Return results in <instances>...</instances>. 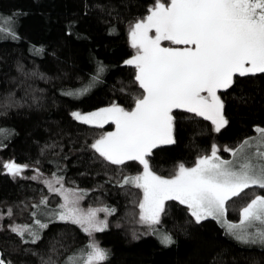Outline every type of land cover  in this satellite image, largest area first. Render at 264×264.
Returning <instances> with one entry per match:
<instances>
[{
	"label": "snow or ice",
	"instance_id": "6c2138e0",
	"mask_svg": "<svg viewBox=\"0 0 264 264\" xmlns=\"http://www.w3.org/2000/svg\"><path fill=\"white\" fill-rule=\"evenodd\" d=\"M90 8L85 2L83 13L88 14ZM27 15L19 8L0 12V39L22 40L19 26ZM79 23L78 18L66 21L63 35L51 48L52 57L60 59L57 53L70 37L91 39L86 32L78 30ZM108 30L115 33L118 27L112 25ZM127 35L134 52L122 63L134 70L130 83L139 85V90L131 92V104L112 101L91 111L75 109L71 112L75 120L87 125L102 128L114 124L112 130L99 133L88 145L94 159L117 170L118 178L109 175L106 183L114 182L126 190L134 186L140 191L139 199L134 192L129 193L133 196L131 202L138 204V223L147 226L144 235L157 236L164 247L176 245L178 233L191 239L188 226L201 225L211 218L237 244L264 249V126L261 123L253 125L257 135L245 136L234 145L220 144L213 139L210 147L201 150L190 165L180 160L169 174H162L154 163L156 151H163L161 146L178 143L182 118L192 121L206 118L211 122V131L222 134L231 123L225 95L237 106L248 103V82L257 74L264 76V0H154L146 14L128 21ZM29 51L48 55L49 45L30 43ZM109 67L97 60L87 83L67 94L85 95L103 80ZM17 68L25 76L51 79L39 67L29 72L18 62ZM221 90H226V94ZM121 91L128 92V85ZM33 99L39 98L34 96ZM20 104L15 93L10 92L0 101V110L7 116L9 109ZM179 110L193 115L187 116ZM5 132L11 134L6 138L18 134L15 128H0V133ZM54 145L55 142L46 144L44 148ZM4 147L6 144L0 140V148ZM222 150L230 153V158L221 155ZM131 164H135L137 170L124 175ZM30 167L29 163L15 159L4 162L5 171L14 178L23 176ZM40 171L39 167L35 168V173ZM66 171L67 165L62 169L57 167V172ZM57 172L43 178L48 194L42 192L38 200L32 198L29 207L33 223H0V231L15 233L19 237L15 251L25 256L40 255V264L109 261L112 250L101 245L96 233L110 227L108 216L116 212V206L85 208L81 202L93 190L68 187L65 176ZM31 179L39 180L41 176L34 174ZM72 183L75 185L74 181ZM256 188L260 192L239 207V220L229 219L230 206L235 203L233 198L239 199L245 190ZM51 194H56L60 202L53 205ZM20 204L25 202L20 201ZM173 208L186 214L187 219L183 224H173L176 231L158 228L162 217L169 216ZM101 211L105 213L103 217L99 215ZM12 213L11 207L6 214L0 212V221L5 215L11 217ZM56 221L79 226L88 236L87 243L66 254L70 245L62 233V239L53 242L48 254L41 255L37 241L42 242L45 230ZM132 238L140 237L133 231ZM215 259L213 257V264ZM0 264L25 262L6 256L0 249ZM253 264L262 262L254 260Z\"/></svg>",
	"mask_w": 264,
	"mask_h": 264
},
{
	"label": "trees",
	"instance_id": "16d2710c",
	"mask_svg": "<svg viewBox=\"0 0 264 264\" xmlns=\"http://www.w3.org/2000/svg\"><path fill=\"white\" fill-rule=\"evenodd\" d=\"M85 2L91 5L88 14L83 13ZM153 2L0 0V12L7 13L19 8L28 13L19 26V32L24 37L22 40L0 39V101L10 92L15 93L16 99L21 101L20 107L9 109L7 116L0 110V128H15L18 133L11 138H6L11 135L9 132L0 133V140L6 144V147L0 148V212L6 214L11 207V220L14 223L31 224L34 220L29 207L32 198L38 200L42 192L48 194L40 182L29 178H13L4 169L5 161L15 159L17 162L29 163L32 165L30 169L39 167L43 176L57 172L58 166L62 169L67 165L66 172H57L65 176L68 181L66 186L93 190L82 201L84 206H116V212L108 218L110 227L96 233V239L101 245L112 250L109 261L102 264H213V257H216L214 264H253L254 260L264 264V249L237 244L211 219L201 225L188 226L192 238L178 233V243L171 247L162 246L157 236L151 234H138L140 238L133 239L131 226L139 211L138 204L131 202L133 196L129 193L134 192L139 199L140 191L135 187L126 190L114 182L106 183L109 175L118 178L117 170L102 160L94 159L93 150L88 147L99 133L110 131L113 126H91L71 116L75 109L87 112L112 101L126 106L131 104V92L139 90V85L130 83L134 70L122 63L123 59L132 54L127 38L128 21L146 14V9ZM73 18L80 20L78 30L86 32L91 39L78 40L75 36L68 38V43L57 53L60 57L58 60L50 55L51 48L55 47V41L63 35L66 21ZM112 25L118 27L117 32H109ZM30 43L49 45V54L39 55L29 51ZM97 60L110 66L103 80L83 96L68 95V92L87 83ZM18 62H22L29 72L39 67L51 79L23 75L17 68ZM125 85L129 87L128 92L121 91ZM248 91V103L242 106H237L231 97L225 95L231 123L226 130H222V134L212 132L211 122L206 118H196V121L182 118L178 143L161 146L163 151H156V169L162 174H169L173 165L180 160L190 165L201 150L210 147L213 139L220 144L234 145L245 136L257 135L253 125L261 123L264 126V76L257 74L255 79L249 81ZM221 92L226 94V90ZM34 96L39 99L34 100ZM179 111L187 116L193 115L186 110ZM53 142V147L44 148L46 144L53 145ZM221 155L229 157L224 151H221ZM136 170V165L131 164L123 174H134ZM29 173L26 171L25 177ZM259 192L258 188L245 190L241 198H233L235 203L230 206L229 219L236 221L232 212ZM20 201L25 204L21 205ZM51 203L55 205L57 201ZM180 208L182 210L183 206ZM186 219V214L182 211L178 213L173 208L169 216L162 217L157 227L176 231L173 224H183ZM45 233L42 242L37 241L41 255L48 254L53 242L62 239V233L70 245L66 254L85 245L88 239L86 233L70 222L56 221ZM18 244L19 237L15 233L0 231V249L6 256L22 260L25 264H40V255L25 256L16 252Z\"/></svg>",
	"mask_w": 264,
	"mask_h": 264
},
{
	"label": "rangeland",
	"instance_id": "374dc122",
	"mask_svg": "<svg viewBox=\"0 0 264 264\" xmlns=\"http://www.w3.org/2000/svg\"><path fill=\"white\" fill-rule=\"evenodd\" d=\"M127 33H128V30H127ZM127 38H128V35H127ZM128 43H129V40H128ZM165 43H167V42H165ZM129 45H130V43H129ZM131 47V46H130ZM131 50H132V53L134 52V50L131 48ZM222 91V90H221ZM77 121V120H76ZM78 122H81V121H78ZM81 123H83V122H81ZM85 124V123H84ZM110 124H111V122H110ZM91 126H95V125H91ZM112 126H113V128H114V124H112ZM96 127H99V126H96ZM112 128V129H113ZM223 151V150H222ZM225 152V151H224ZM227 153V152H226ZM229 154V157H225V158H230V156H231V154L230 153H228ZM26 171L27 172H30L29 174H28V176H26L25 177V173H26ZM25 173H24V175L23 176H18L17 178H29V179H31V177L34 175V174H36V175H40L41 176V179H39V180H35V181H37V182H40L42 185H44V187H45V189H46V191H47V185H45L44 183H43V178H44V176L42 175V174H37V173H35V170H33V169H26L25 170ZM13 177V176H12ZM14 178V177H13ZM16 178V177H15ZM134 187V186H133ZM47 193H48V191H47ZM141 194V193H140ZM50 201L51 202H54V200H56L57 201V203H59L60 202V198L56 195V194H51L50 195ZM82 203V202H81ZM83 205V204H82ZM84 206V205H83ZM85 208H87L88 206H84ZM96 207H101V206H96ZM138 211H139V208H138ZM139 213V212H138ZM232 213H234V218L236 219V221H238L239 220V218H240V213H239V209L237 210V211H234V212H232ZM99 215L101 216V217H103L104 215H105V213L103 212V211H101L100 213H99ZM108 218H109V216H108ZM209 219H211V218H209ZM138 220H139V216H138V214H137V217H136V220L133 222V224H132V232L133 231H136L137 232V235L138 234H140V235H142V233H144V231H145V229H146V225H142V224H140V223H138ZM211 220H213V219H211ZM215 221V220H214ZM6 222H10V223H14V221L13 220H11V217H9V216H7V215H5L4 216V219L2 220V221H0V223H6ZM62 222V221H61ZM16 223V222H15ZM79 227V226H78Z\"/></svg>",
	"mask_w": 264,
	"mask_h": 264
}]
</instances>
